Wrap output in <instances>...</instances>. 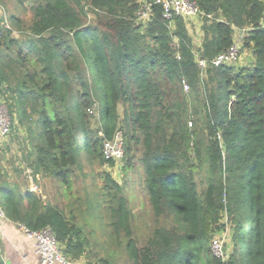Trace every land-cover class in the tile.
Listing matches in <instances>:
<instances>
[{"label":"trees","instance_id":"1","mask_svg":"<svg viewBox=\"0 0 264 264\" xmlns=\"http://www.w3.org/2000/svg\"><path fill=\"white\" fill-rule=\"evenodd\" d=\"M192 1L206 14L198 56L188 21L165 18L156 0L147 20L141 0H36L30 24L13 15L7 26L0 16L1 95L26 133V166L67 187L82 152L114 164L104 140L123 132L125 169L142 168L158 222L145 238L136 234L125 186L105 174L108 242L131 264H264V0ZM12 23L25 39L13 36ZM238 29H248L251 64L202 72L198 57L230 50ZM0 195L8 218L51 228L72 260L89 256L84 230L41 195L7 182ZM228 227L220 258L212 242Z\"/></svg>","mask_w":264,"mask_h":264},{"label":"rangeland","instance_id":"2","mask_svg":"<svg viewBox=\"0 0 264 264\" xmlns=\"http://www.w3.org/2000/svg\"><path fill=\"white\" fill-rule=\"evenodd\" d=\"M36 0H0L1 21L3 24L10 25L13 15L17 16L23 25L30 24L31 7ZM92 15V14H91ZM93 16V15H92ZM15 31L13 36L19 40L25 39V35L20 31V28L12 23ZM191 30L194 34L195 52L199 55L200 34L196 28ZM251 59L247 51L242 50L240 60L237 65H250ZM95 71L93 70V74ZM190 88V86H189ZM185 91H188L184 88ZM0 97L2 98L1 91ZM2 100H4L2 98ZM6 105V103H5ZM7 109L8 106L6 105ZM9 111V109H8ZM122 117L125 116V108L120 105L119 108ZM10 114V113H9ZM13 120V119H12ZM17 118H14L12 130L8 137L0 143V158L4 159L8 171L13 174L16 181L23 185L22 190L30 187V179L27 175L26 165L27 146L26 133L24 130H17L15 125ZM92 128L96 129L99 124L95 119L91 122ZM81 168H77L72 173V181L69 187L65 186L61 181L54 178H41L36 182L40 184L42 189L43 200L50 205L58 208L66 218L74 222L84 230V234L88 237V254L84 257V261L89 263L90 259L98 263L99 259L107 258L111 264H131L128 255L123 248H118V244L111 245L109 239V226L106 209L103 205V186L105 185V174L111 175L125 186V194L129 198V204L132 207L137 217L136 234L141 238H145L156 227L157 220L153 214L151 206L148 202L147 195L143 190V179L141 174L142 168L125 169L127 166L126 160L117 161L114 164L100 165L98 162H90L87 155L81 153ZM137 161L132 160L131 164L136 165ZM28 170V169H27ZM9 173V172H8ZM38 177V176H35ZM38 194V192H35ZM102 202V204L100 203ZM248 219L252 220V213ZM230 227V226H229ZM226 232L219 231L215 236H221L225 242L230 241V228ZM120 247V246H119ZM248 244L246 245V248ZM113 250L120 251V256L113 253ZM115 257V259H114ZM90 264V263H89Z\"/></svg>","mask_w":264,"mask_h":264},{"label":"built area","instance_id":"3","mask_svg":"<svg viewBox=\"0 0 264 264\" xmlns=\"http://www.w3.org/2000/svg\"><path fill=\"white\" fill-rule=\"evenodd\" d=\"M157 3L163 5L164 17L171 19L174 16L183 17L186 21H192L194 19H201L206 14L198 6V4L192 0H156ZM143 10L140 12V18L147 20L151 15L152 3L149 0L144 2ZM208 18H213L212 14H207ZM8 26V25H7ZM241 33H245L248 29H238ZM243 50V35L235 37L234 46L227 52L217 55L212 60H206L198 57V64L204 72L209 65L219 66L221 64L237 63L240 60ZM1 81V75H0ZM182 84L186 90L189 89L188 82L184 79ZM13 121L9 114V111L0 97V143L3 142L12 130ZM104 157L108 161H121L125 156V139L122 131H117L115 135L104 140L103 145ZM28 169V170H27ZM26 172L30 179V190L38 192L39 195L42 192L40 184L36 182V179H40L39 176L35 177L31 168H27ZM6 217L4 208L0 204V222ZM24 230L25 235L32 239L35 243L36 253L41 258L40 264H87L86 262H80L78 260H72L67 257L62 247L60 246L55 233L49 227L40 228L37 230L29 229L24 225H20ZM225 240L221 236H215L212 242V249L217 257L226 258L227 254L224 249Z\"/></svg>","mask_w":264,"mask_h":264},{"label":"crops","instance_id":"4","mask_svg":"<svg viewBox=\"0 0 264 264\" xmlns=\"http://www.w3.org/2000/svg\"><path fill=\"white\" fill-rule=\"evenodd\" d=\"M145 2L146 0H141ZM0 8V12H1ZM196 28V31L200 34V43L202 42V20L194 19L188 22V27L192 32L191 28ZM243 35L244 37L248 35L247 32L244 34L240 32V30L236 31L235 37H240ZM244 51H247L253 59L252 52L248 49L243 48ZM3 101V100H2ZM4 102V101H3ZM9 166H7L4 159L0 158V189L2 184L5 182L10 183L11 186L15 188L16 191H21L23 189V185L18 183L13 174L8 171ZM41 178V177H40ZM45 180L46 178H41ZM30 189V187H29ZM25 191V190H23ZM1 196V195H0ZM0 249H1V257L4 264H40L41 258L36 253L35 243L32 239L28 238L22 227L18 222H15L8 218L7 216L3 218L0 222ZM80 262H85L84 259H80Z\"/></svg>","mask_w":264,"mask_h":264}]
</instances>
